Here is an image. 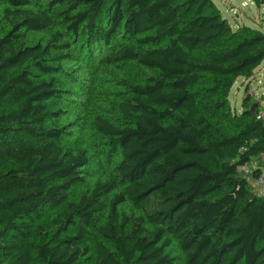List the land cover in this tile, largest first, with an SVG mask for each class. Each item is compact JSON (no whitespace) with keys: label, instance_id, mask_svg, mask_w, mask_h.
Segmentation results:
<instances>
[{"label":"trees","instance_id":"16d2710c","mask_svg":"<svg viewBox=\"0 0 264 264\" xmlns=\"http://www.w3.org/2000/svg\"><path fill=\"white\" fill-rule=\"evenodd\" d=\"M40 2L0 0V264H176L173 241L185 264H264V97L246 85L239 115L229 102L264 62V32L233 30L212 0ZM99 35L134 44L98 71L146 75H128L118 125L94 120L115 178L73 197L91 156L66 146L60 86L75 41Z\"/></svg>","mask_w":264,"mask_h":264},{"label":"rangeland","instance_id":"374dc122","mask_svg":"<svg viewBox=\"0 0 264 264\" xmlns=\"http://www.w3.org/2000/svg\"><path fill=\"white\" fill-rule=\"evenodd\" d=\"M223 17L228 20L231 28L237 30L248 26L264 32V4L259 7L255 0H212ZM47 0H41L45 5ZM106 26L103 25V28ZM92 43L87 36L75 41L77 60L73 67L63 73L61 80L60 99L62 102L61 124L66 126L65 143L68 147L85 148L91 156L90 175L86 176V184L75 189L73 197L92 187L97 181L114 179V167L120 160L119 151L112 152L107 140L102 138L94 129V120L101 117L109 123L118 125L119 114L117 104L126 95L124 83L129 77H144L145 72L133 69L124 74L118 68L103 71L97 70V63L112 50L134 44V40L123 35L112 40L105 48L100 35ZM101 48L102 54H101ZM103 55V56H102ZM245 85L258 96L264 94V62L255 71L250 81L239 79L233 86L229 102L234 113H241ZM256 97V96H255ZM113 199V197H112ZM129 216L138 217L133 208L124 206L122 209ZM102 221L103 217H99ZM90 239H99L93 231ZM175 258L176 264H185L184 256L178 244L173 241L169 251Z\"/></svg>","mask_w":264,"mask_h":264},{"label":"built area","instance_id":"2783aa9c","mask_svg":"<svg viewBox=\"0 0 264 264\" xmlns=\"http://www.w3.org/2000/svg\"><path fill=\"white\" fill-rule=\"evenodd\" d=\"M256 119L264 123V104L256 111ZM253 169H256V165L251 164L239 169L242 174H249ZM255 186L258 188L259 195H264V171L255 179Z\"/></svg>","mask_w":264,"mask_h":264},{"label":"crops","instance_id":"0c3cea01","mask_svg":"<svg viewBox=\"0 0 264 264\" xmlns=\"http://www.w3.org/2000/svg\"><path fill=\"white\" fill-rule=\"evenodd\" d=\"M244 88H246V85H245V87ZM253 94H254V96H256V98L258 99V100H260V97H264V94L263 95H260V96H258V94H256L254 91H253ZM261 102V104H264V99L262 100V101H260Z\"/></svg>","mask_w":264,"mask_h":264},{"label":"water","instance_id":"95a60500","mask_svg":"<svg viewBox=\"0 0 264 264\" xmlns=\"http://www.w3.org/2000/svg\"><path fill=\"white\" fill-rule=\"evenodd\" d=\"M256 108H257V105L256 104L252 106V108L250 110L252 114L255 113Z\"/></svg>","mask_w":264,"mask_h":264}]
</instances>
